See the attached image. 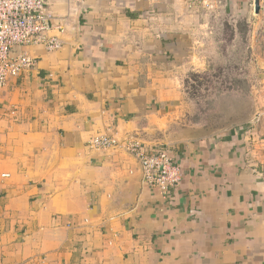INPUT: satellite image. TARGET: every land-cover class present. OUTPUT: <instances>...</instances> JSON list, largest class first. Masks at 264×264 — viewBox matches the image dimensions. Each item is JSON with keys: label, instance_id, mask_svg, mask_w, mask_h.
<instances>
[{"label": "crops", "instance_id": "1", "mask_svg": "<svg viewBox=\"0 0 264 264\" xmlns=\"http://www.w3.org/2000/svg\"><path fill=\"white\" fill-rule=\"evenodd\" d=\"M47 2L64 45L0 96V264H264L254 100L207 117L190 87L254 37L255 0ZM100 134L172 150L180 182L150 186Z\"/></svg>", "mask_w": 264, "mask_h": 264}, {"label": "built area", "instance_id": "2", "mask_svg": "<svg viewBox=\"0 0 264 264\" xmlns=\"http://www.w3.org/2000/svg\"><path fill=\"white\" fill-rule=\"evenodd\" d=\"M65 29L66 20L57 21L47 0H0V96L12 78L36 65L30 49H60L64 45ZM16 47L19 53L14 56L12 51ZM90 145L125 148L140 162L146 182L163 193L181 180V168L168 148L154 149L130 137L118 138L116 134L97 135Z\"/></svg>", "mask_w": 264, "mask_h": 264}, {"label": "rangeland", "instance_id": "3", "mask_svg": "<svg viewBox=\"0 0 264 264\" xmlns=\"http://www.w3.org/2000/svg\"><path fill=\"white\" fill-rule=\"evenodd\" d=\"M256 16L254 37L247 36V27L239 25L240 35L234 47L224 46L222 55L214 58L211 72L191 74L190 87L192 95L201 96V102L206 98L199 107L207 117L219 112H222L219 116L225 115L232 109L234 112L247 95L252 97L255 113L258 112L255 119L259 133L257 144L261 146L260 152H264V15L258 13ZM224 36L228 45L232 44L231 29L226 28Z\"/></svg>", "mask_w": 264, "mask_h": 264}, {"label": "water", "instance_id": "4", "mask_svg": "<svg viewBox=\"0 0 264 264\" xmlns=\"http://www.w3.org/2000/svg\"><path fill=\"white\" fill-rule=\"evenodd\" d=\"M255 11H256V13H260V11H261L260 0H255ZM18 53H19V48H17V47L14 48L13 51H12V54L14 56H16ZM248 117H249V113L248 114L246 113L244 118H248Z\"/></svg>", "mask_w": 264, "mask_h": 264}]
</instances>
